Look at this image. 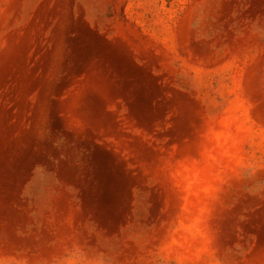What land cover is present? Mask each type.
Wrapping results in <instances>:
<instances>
[{
    "label": "rangeland",
    "instance_id": "374dc122",
    "mask_svg": "<svg viewBox=\"0 0 264 264\" xmlns=\"http://www.w3.org/2000/svg\"><path fill=\"white\" fill-rule=\"evenodd\" d=\"M0 264H264V0H0Z\"/></svg>",
    "mask_w": 264,
    "mask_h": 264
}]
</instances>
